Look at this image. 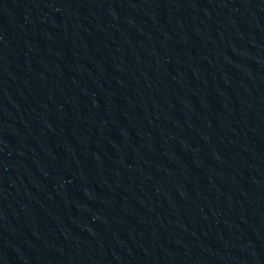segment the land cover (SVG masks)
I'll return each instance as SVG.
<instances>
[{"label": "water", "instance_id": "1", "mask_svg": "<svg viewBox=\"0 0 264 264\" xmlns=\"http://www.w3.org/2000/svg\"><path fill=\"white\" fill-rule=\"evenodd\" d=\"M0 264H264V0H0Z\"/></svg>", "mask_w": 264, "mask_h": 264}]
</instances>
